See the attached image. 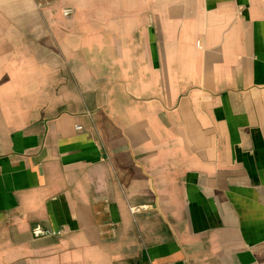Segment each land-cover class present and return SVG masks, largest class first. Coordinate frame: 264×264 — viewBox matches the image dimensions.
<instances>
[{
	"label": "crops",
	"instance_id": "obj_1",
	"mask_svg": "<svg viewBox=\"0 0 264 264\" xmlns=\"http://www.w3.org/2000/svg\"><path fill=\"white\" fill-rule=\"evenodd\" d=\"M0 264H264V0H0Z\"/></svg>",
	"mask_w": 264,
	"mask_h": 264
},
{
	"label": "built area",
	"instance_id": "obj_2",
	"mask_svg": "<svg viewBox=\"0 0 264 264\" xmlns=\"http://www.w3.org/2000/svg\"><path fill=\"white\" fill-rule=\"evenodd\" d=\"M71 10H66V14H68ZM147 207V205H139V206H134L132 207V212L135 213V212H138L140 210H143Z\"/></svg>",
	"mask_w": 264,
	"mask_h": 264
},
{
	"label": "rangeland",
	"instance_id": "obj_3",
	"mask_svg": "<svg viewBox=\"0 0 264 264\" xmlns=\"http://www.w3.org/2000/svg\"><path fill=\"white\" fill-rule=\"evenodd\" d=\"M66 10H71V11H70L68 14H66ZM72 13H73V9H72L71 7H67V8H64V9H63V14H64L65 16H71Z\"/></svg>",
	"mask_w": 264,
	"mask_h": 264
}]
</instances>
